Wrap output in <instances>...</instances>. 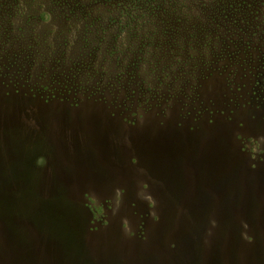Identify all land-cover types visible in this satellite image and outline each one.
<instances>
[{"label": "rangeland", "instance_id": "obj_1", "mask_svg": "<svg viewBox=\"0 0 264 264\" xmlns=\"http://www.w3.org/2000/svg\"><path fill=\"white\" fill-rule=\"evenodd\" d=\"M97 2L0 0V264H264V0Z\"/></svg>", "mask_w": 264, "mask_h": 264}, {"label": "clouds", "instance_id": "obj_2", "mask_svg": "<svg viewBox=\"0 0 264 264\" xmlns=\"http://www.w3.org/2000/svg\"><path fill=\"white\" fill-rule=\"evenodd\" d=\"M41 160H44L45 161V163L43 165L40 164V161ZM137 162H138V159L136 157H133L132 158V164L133 165H136V164H138ZM46 164H47L46 157L40 156V157L37 158L36 165L38 167L43 168V167L46 166ZM139 172L145 173L146 174L145 177H148V173H147V170L146 169L140 168L139 169ZM145 189L147 191V195L151 198V202H148L147 200L144 201V203L147 204L148 209H149V211L147 213V216L151 219V221L153 222V224H157L160 221V213L158 211V208L160 206V202H159L158 199H156L155 194L153 193V191L151 190V188L148 187V183H145ZM138 192H139V186H138L137 195H138ZM121 221L122 222H121L120 229H121L122 235L124 237L128 238V239L135 238L136 237L135 229H129L127 227V218L126 217H121ZM210 224H211V227L208 229V232H207V234L209 236L212 235L211 229L217 227V221L216 220H211L210 221ZM241 224H242V228L244 229L241 232V238L243 240H245L246 242H248V243H252L253 240H254V237L252 235H249L248 234V227H249L248 224L246 222H244V221H242ZM143 239L146 240L147 239V236L145 235L143 237ZM205 242L207 243V241H205ZM171 246L174 248L175 247V244H173Z\"/></svg>", "mask_w": 264, "mask_h": 264}, {"label": "trees", "instance_id": "obj_3", "mask_svg": "<svg viewBox=\"0 0 264 264\" xmlns=\"http://www.w3.org/2000/svg\"><path fill=\"white\" fill-rule=\"evenodd\" d=\"M84 0H54V3L60 7L61 9H63L62 11H64V13H80V16H89L90 13H92V10L90 11H85L84 6L85 4L83 3ZM98 3L97 0H88V4L89 5H94ZM69 5V6H68ZM129 5H131V3L129 2V4L125 3L124 4V9H130ZM199 27V26H197ZM156 32V29H155ZM95 52V50L92 52V54ZM104 75V74H103Z\"/></svg>", "mask_w": 264, "mask_h": 264}]
</instances>
